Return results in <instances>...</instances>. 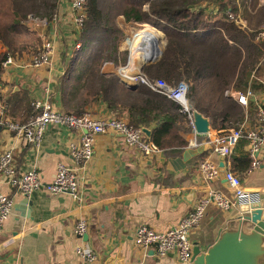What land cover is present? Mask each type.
Here are the masks:
<instances>
[{
  "label": "crops",
  "instance_id": "obj_1",
  "mask_svg": "<svg viewBox=\"0 0 264 264\" xmlns=\"http://www.w3.org/2000/svg\"><path fill=\"white\" fill-rule=\"evenodd\" d=\"M233 5L231 12L242 28L248 31L264 29V0H233ZM28 23L37 24L28 20L25 26ZM41 25L40 35H48L46 38H51L54 44L49 62L34 68L30 65V58L35 52L24 53L17 56V62L3 67L0 75V97L6 106L2 116L13 122L26 121L32 113V101L43 98L46 93L56 108L64 110L63 96L56 86L64 74L68 61L64 53L70 46L61 47L57 40L63 37L68 42L74 36L68 0H60L55 18ZM74 31L78 40L79 32ZM4 50L0 44V52ZM120 50H126L121 43ZM119 67L106 62L102 70L117 75ZM263 95L262 91L255 94L257 99ZM84 111L94 118L115 115L101 98L90 101L76 113ZM248 120L250 123L254 121V113ZM147 129L151 135V128ZM226 130L210 127L211 132ZM82 134L83 131L52 125L45 130L40 144L31 147L0 125V153L11 151L18 173L35 168L48 183L55 176L57 164L63 162L74 169L80 183L78 199L69 193L52 195L44 188L24 198L0 178V193L14 199V208L5 219L0 234V264H82L75 253L79 246H85L97 255L90 264H132L138 261L179 264L172 253L162 258L155 255L153 248L143 253L134 244L135 229L141 224L156 230L173 226L207 189H217L233 196L220 174L212 182L205 183L200 177L198 164L208 158L218 165L222 162L224 169L228 163L232 168L231 156L237 155L239 144L228 159L213 154L202 144L196 147L203 148L200 153L183 159L184 151L190 149L187 145L193 139L191 131L186 135L184 147L160 149L152 155L127 146L119 133L109 132L95 136L91 159L76 162L70 155L69 145L77 143ZM197 137L199 141L204 138L203 135ZM239 176L247 191L264 199V154L258 168H248ZM189 194H193V199L187 201ZM238 215L236 206L227 211L208 207L199 229L191 234L192 242L205 250L206 245L214 241L218 229ZM79 219L87 225L86 239L74 233Z\"/></svg>",
  "mask_w": 264,
  "mask_h": 264
},
{
  "label": "trees",
  "instance_id": "obj_2",
  "mask_svg": "<svg viewBox=\"0 0 264 264\" xmlns=\"http://www.w3.org/2000/svg\"><path fill=\"white\" fill-rule=\"evenodd\" d=\"M59 1L6 0L7 11L0 12V43L5 47L0 52V75L8 55H21L14 35L25 27V21L29 17L52 20ZM233 6V0H119L109 8L100 0H87L79 31L80 51L93 40L103 42L83 57L67 59L56 86L64 110L80 112L82 106L101 98L116 117L135 127H150L148 140L158 149L186 145L191 125L177 102L143 85L128 88L118 75L102 70L104 62L122 65L128 59V51L120 50L124 34L115 20L122 16L124 22L152 23L164 34L161 58L147 65L157 55L144 64L145 75L169 85L185 81L190 106L209 118L212 129L236 127L245 110L225 93L247 88L254 94L263 91L264 41L255 40L259 30L248 31L238 18L228 17ZM254 111L255 103L249 100L248 115ZM238 144L231 169L241 174L250 160L243 150L245 142Z\"/></svg>",
  "mask_w": 264,
  "mask_h": 264
},
{
  "label": "built area",
  "instance_id": "obj_3",
  "mask_svg": "<svg viewBox=\"0 0 264 264\" xmlns=\"http://www.w3.org/2000/svg\"><path fill=\"white\" fill-rule=\"evenodd\" d=\"M86 1L68 0L73 24L78 32L85 19ZM228 17L234 19L235 16L232 12H228ZM54 18L55 16L52 20ZM43 22H46V20H43ZM255 40L264 41V29L258 31ZM53 45L51 38H44L41 48L31 56L30 65L34 68H39L47 64L51 57ZM79 46L80 44H76L77 48ZM124 49L126 48L124 47ZM13 62H17V57L8 55L3 62V67ZM152 63H156V60L153 59L147 65ZM143 67L133 66L129 58L124 66H120L117 69V75L121 80L143 85L179 104L181 110L187 113V119L191 125L193 139L187 145V148H196L201 144L206 145L213 154L223 159H228L233 149L243 140L245 142L244 149L247 151L250 160L249 169L253 170L260 166L264 154V95L261 99H257L249 88L244 92L238 90L226 91V95L233 98L238 105L244 108L245 116L243 121L236 127L229 128L224 132L209 131L205 134H198L194 131L193 108L187 98L188 84L181 80L176 85H169L163 79L149 78L143 72ZM262 92L264 93V89ZM249 100H253L255 103L254 121L252 123L248 120L249 115L247 113ZM5 112L6 106L4 100L0 97V125L21 139L24 144L31 147H37L40 144L45 130L52 125L83 131L79 141L69 145L70 155L76 162L91 159L94 153L95 136L109 132L120 133L127 146L135 147L145 155H152L160 150L148 140L141 127H135L125 119L118 118L115 115L94 118L85 111L81 113L66 112L56 108L51 103L48 93L43 98H37L32 101V113L22 123L5 119L2 116ZM198 135H203L204 138L199 141ZM198 171L202 180L205 183H210L219 176L220 168L217 163L206 158L198 164ZM0 178L14 187L24 198H29L41 188L46 189L52 195L69 193L74 199H78L79 195V179L70 165L63 162L58 163L53 180L45 183L35 168L18 173L13 165V156L10 150H4L0 153ZM224 181L234 196L226 195L217 189H207L206 192L197 198L190 211L173 226L164 230H156L147 224L139 225L134 231V244L143 253L153 248L158 258L172 253L177 257L179 264H190L194 246L191 234L199 229L208 207L214 206L222 211H227L238 204L259 199L258 195L250 193L244 188L240 176L229 168V163L224 169ZM13 208V197L0 193V234L2 233L3 223L11 214ZM86 231L87 225L85 221L79 219L74 226L75 235L82 237L86 234ZM75 253L82 260V264H90L97 258L94 251L85 246H79ZM132 264L144 263L143 261H138Z\"/></svg>",
  "mask_w": 264,
  "mask_h": 264
},
{
  "label": "water",
  "instance_id": "obj_4",
  "mask_svg": "<svg viewBox=\"0 0 264 264\" xmlns=\"http://www.w3.org/2000/svg\"><path fill=\"white\" fill-rule=\"evenodd\" d=\"M149 43L155 44L153 41ZM157 55L156 62L161 58L162 50L158 49ZM121 82L132 89L138 86L136 83L124 80ZM192 118L196 133L205 134L210 131L208 117L192 109ZM142 130L146 136H150L149 129L142 128ZM202 150V147L186 149L183 159L200 153ZM219 168V174L224 179L222 162ZM192 199L193 194H189L186 198L187 201ZM236 207L240 215L230 219L224 227L219 228L214 241L207 244L205 250H201L197 244H194L190 264H264V199L259 197V199L238 204ZM82 237L86 239L87 235L84 234Z\"/></svg>",
  "mask_w": 264,
  "mask_h": 264
},
{
  "label": "rangeland",
  "instance_id": "obj_5",
  "mask_svg": "<svg viewBox=\"0 0 264 264\" xmlns=\"http://www.w3.org/2000/svg\"><path fill=\"white\" fill-rule=\"evenodd\" d=\"M100 1L105 3L109 8L111 6H116L119 3V0H100ZM108 7H106V8L108 9ZM4 11L5 12L7 11L6 0H0V12L2 13ZM28 20L35 21L37 24H34V26H32V25H29V23H28L27 26L24 25L25 27L21 28L14 35V44L17 48L22 49V52H20L21 55H24V53L32 54V53L36 52L38 49L41 48V45L43 43V39L46 38V36H48V35H44V36L40 35L41 34V27H42L41 23L43 22L44 19H37V18L29 17L27 19V21ZM115 20H116V24L118 25V27L122 30V32L124 34V37L121 40V46L123 49L125 47L126 50L128 51L127 62L130 58V62H131V64H133L132 60L134 59V57H136V54H137V53L136 54L133 53L135 50V47L137 46V48H138L139 42H142V40L140 38H138L139 36L137 35V33L139 34L147 26H151L152 28L156 29V32H158V34H159V38H158L159 40L156 41L155 46L159 50L163 49V36H164V34L158 27L152 25V23L124 22L122 16H117ZM47 22H49V21H47ZM73 29L78 31L73 24L72 29H71L72 30L71 33L74 34V36L72 35V40H69L68 42H66L65 38H63V37H59V39L57 40V44L60 45L61 47L65 46V45L70 46V49L66 51L67 53H64V55L67 57L68 60L72 59L73 57H83L87 52H92L97 47H100V45L103 42V40L102 41L93 40L90 43V45H88L86 47V49L84 51H80V48L82 45V40L79 36L77 37L78 40H76L75 31ZM252 31H255V30H252ZM49 36H50V34H49ZM0 44L2 45V43H0ZM76 44H80V46L77 48ZM138 53L140 56L141 53H145V52L140 50V51H138ZM16 55L18 57L21 56L18 54H16ZM124 65H119V66H124ZM133 66H137V64H133Z\"/></svg>",
  "mask_w": 264,
  "mask_h": 264
},
{
  "label": "bare ground",
  "instance_id": "obj_6",
  "mask_svg": "<svg viewBox=\"0 0 264 264\" xmlns=\"http://www.w3.org/2000/svg\"><path fill=\"white\" fill-rule=\"evenodd\" d=\"M138 38L142 40L139 47H135L133 53H137L136 57L132 60L133 64H137L138 66H144V64L152 57H156L158 53V48H156L155 44H148V41L155 42V39L159 40V34L156 32V29L152 28L151 26H147L144 30H142L138 34ZM137 45V44H136ZM158 47V46H157ZM131 48V47H130ZM134 49V48H133ZM142 50L145 53H141L139 56L138 51Z\"/></svg>",
  "mask_w": 264,
  "mask_h": 264
}]
</instances>
